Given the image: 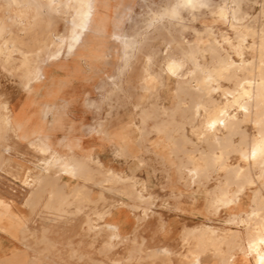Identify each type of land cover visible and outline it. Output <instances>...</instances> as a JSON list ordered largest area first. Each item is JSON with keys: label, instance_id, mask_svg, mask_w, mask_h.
Returning <instances> with one entry per match:
<instances>
[{"label": "rangeland", "instance_id": "1", "mask_svg": "<svg viewBox=\"0 0 264 264\" xmlns=\"http://www.w3.org/2000/svg\"><path fill=\"white\" fill-rule=\"evenodd\" d=\"M15 1L0 0V95H15L18 109L11 125L0 124L1 191L20 203H40L38 218L81 220L84 226L80 232L91 237V252L119 251L124 246L128 251L144 252L143 262L156 260L146 251L157 242H136L135 231L128 241L121 237L115 220L125 213L135 220L139 236L150 224L153 234L163 237L180 229L177 250L187 253L182 256L188 264L196 263L195 257L205 252L226 256L225 264H230L234 250L252 254L247 243L262 233L264 224V206L257 208L253 200L264 201V173L257 179L258 167L251 168L256 181L246 186L238 201L216 208L213 198L220 194L216 185L224 187L229 176L218 166L193 180L187 169L191 166L187 160L191 144L176 141L182 128L196 141L185 118L190 98L176 91L175 82L190 79V52L200 64L212 65V42L220 44L222 56L228 54L236 61L238 57L228 42H235L239 35L248 42L246 45L258 48L264 36V0H242L238 12L234 0H208L191 9L178 0H89L87 23L75 26L73 21L80 20L74 12L79 0ZM72 39L74 45L69 48ZM38 48L44 59L41 71L36 80L25 85L27 69L39 64L32 61ZM23 52L31 61L28 65L22 63ZM243 63H254V72L264 67L263 61L258 63L251 55ZM176 66L181 70L170 78L167 71ZM254 77L249 75L245 82H255ZM221 84L232 85L226 80ZM190 85L195 87L196 81L190 80ZM6 99L0 97V103L7 104ZM6 114L0 108V116ZM243 128L248 138L256 134L251 123ZM84 138L89 142L82 143ZM175 141L179 145H174ZM43 143L50 147L48 151L39 149ZM229 152L224 155L227 164L245 165L238 152ZM76 161L88 168L92 179L78 175L81 172L75 169ZM107 169L133 177V187L127 182L96 183L106 178ZM59 181L72 182L77 189L63 194ZM238 182L232 181L228 190L235 189ZM80 191L88 197L81 196ZM178 220L186 225L177 228ZM212 228L225 240L218 239L219 243L210 239L206 229ZM160 249L167 251L166 247ZM163 261L167 264L168 259ZM113 262L118 264L119 259Z\"/></svg>", "mask_w": 264, "mask_h": 264}, {"label": "bare ground", "instance_id": "2", "mask_svg": "<svg viewBox=\"0 0 264 264\" xmlns=\"http://www.w3.org/2000/svg\"><path fill=\"white\" fill-rule=\"evenodd\" d=\"M13 1H15V0H13ZM178 1H179L180 5H182V6H190V9H191V7L196 5V4L197 5L198 4H200V5L206 4V2L208 0H178ZM234 2H235L234 4L236 5L235 6V10L238 12L241 9V6H242L241 5L242 0H234ZM89 7H90V1L89 0H79L78 1V3L75 5L74 12L77 15L80 16V20L79 21H73L74 26L76 24H82L83 23L85 25L87 23L86 14H88ZM262 10H264V9H262ZM262 15H264V14H262ZM238 23H240V22H238ZM0 33H1V28H0ZM244 40L245 39L241 35H239L235 42H228V44L233 49V52L238 57V61L234 60L232 57H230V55H228L226 53H225L226 55L222 56L221 50H220L221 49L220 44H218L217 42H212L210 44V46H209V49H210V52L212 54L211 60L214 61V62H212L211 66L200 64L196 60L193 52H190V51L187 50L188 53L190 52L189 60H190V62L192 61V63H193V66H192L193 70H192V73H191L192 75H191L190 79L177 80V82H175V83H177L176 91L178 93L188 94L189 98H190L189 107L187 108L185 106V108L189 111V115H185V118H186L188 124L190 125V132H191L192 135L195 136L196 141L191 139L183 131V128H182L181 132L179 133L180 134V136H179L180 139L178 140V138L176 136V138H177L176 141H178L179 143H180V140L183 141L184 143H186V141H188L187 143L191 144V148L187 150V160H188L189 163H191V166L187 167V169L189 170V173H191L194 176L193 180H194L195 177H197L199 175L207 176L208 172H210L211 170L217 169L218 166H219V168L224 169L226 171V173H227L226 176H229V178L226 179V185L224 187H221L220 183H218V185H216V187L219 188V191H220V194L215 195V197L213 198V202L217 204L216 208H217L218 205L230 206L232 203H235L236 201H238L239 198H240V195L244 192L246 186L247 185H251V184H253L256 181L255 178L252 177V175L250 174L251 168L258 167L259 171L257 172L258 174L256 175L257 179L259 177H261L263 175V173H264V67H261V71L254 72L255 71V70H253L254 63H250L249 65H246L245 63H243V60L245 59V57H247V55L248 56L251 55V58H253V60L258 62V63L260 61L264 62V60L262 59L263 54H264V36H263V39L260 41V46L258 48H254V46L252 44L246 45V43H248V42L247 41L244 42ZM255 40H256V38H255ZM73 45H74V40L72 39L68 43V46H69V48H71ZM256 45H257V43H256ZM190 48H192V47H190ZM199 48L201 49L202 47L200 46ZM193 49H194V46H193ZM40 51H41V48H38L35 51L36 59L32 60V61L39 62V64L34 65L30 69H27L25 85H28L32 80H34L37 77V74L39 73V71H41V64H42L44 59L42 58V55H40ZM27 52H23L22 53L23 54L22 63L25 64V65H28L31 62L27 58ZM182 54H184V53H182ZM171 61H172V59H171ZM179 62L181 63V68H182V62L181 61H179ZM247 62H248V60H247ZM168 64L169 63H167V65ZM169 65H168V67H169ZM177 67L178 66H176V68H170V71L166 70L168 72L167 75L169 77L173 76V75H178V73L181 70V68L179 67L180 69H177ZM249 75H250L251 78H252V76H255L254 79H256V77H257V80L255 82L253 81V83H250L249 81L245 82V80L247 79V77ZM150 78H152L151 75H150ZM166 78L168 79V77H166ZM192 79H194L196 81L195 87H191V85H190V80H192ZM221 80L229 81L232 85L230 87L224 86V85L221 84ZM166 82H165V84H169V83H166ZM163 88L165 89L164 86H163ZM168 90H170V92H171V89H168ZM171 94H169V95H171ZM154 95H155V93H154ZM215 95L220 96V98H223V100H217L214 97ZM129 97H130V95H129ZM180 102H182V101H180ZM162 106H163V104H162ZM0 108H3L7 112L6 115L0 116V124L3 123V124H6V125H11L14 121H13L12 114L10 112L9 107L7 106V104L0 103ZM157 109H158V107H157ZM201 112H205V115L201 116ZM175 123H181V122H175ZM247 123H251L253 126L256 127L255 130L257 129V131L255 132L256 134H254V135L251 134L250 138H248V135H247L245 129L243 128V125L247 124ZM136 128H138V127H136ZM165 128H167V126ZM156 129L160 130V127H156ZM168 129H169L168 131H171V128H168ZM177 130H176V132H177ZM173 133H174V130H173ZM143 134H145V133H143ZM236 135L239 136V140H237V141H235V136ZM167 137L169 139V138H171V135H168ZM172 139H174L173 136H172ZM129 140H130V138H129ZM176 141H175L174 145H179L178 142H176ZM49 148L50 147L48 146V144L43 143V144H41L39 149H41L44 152V151H48ZM171 148H170V151H172ZM180 148L183 149V147H180ZM186 149L184 148V150H186ZM229 151H234L236 153L238 152L240 159L244 162L245 165H239L237 163H236V165H235V163H233L234 165L227 164L224 161V155L228 154ZM180 152H181V150H180ZM173 153L176 155L175 152H173ZM55 156H57V155H55ZM225 156H227V155H225ZM177 158H179V156H177ZM58 162H60V161H58ZM184 162L187 163L186 160H184ZM179 163L182 165L181 162H179ZM186 163H183V166H186L185 165ZM74 165H75V169H77V170H79L81 172V173H79L77 171L78 175H83L85 178L92 179V177H90V174H88V173H91V172H87V169H88L87 167L85 168L83 165L80 164V162H77V161L74 163ZM175 169H176V167H175ZM178 171H179V169H178ZM105 172H106V170H105ZM255 174L256 173H254V176H255ZM240 177H241V180H240ZM242 177H243V179H242ZM236 179L239 180V182L237 183L236 188L234 187L235 189L229 191L227 186H229L231 184V182L236 180ZM141 180H143V179H141ZM105 181L106 182H110V183L127 182V184L128 183L130 184L129 187L130 186L133 187V184H134L133 177H131L130 175L129 176L128 175H126V176L121 175V174L113 171L112 169H107L106 178L103 179V180H100V181H96V183L100 184L101 182H105ZM63 183H65V182H63ZM39 184H42V183H39ZM260 185H261V183H260ZM67 187H66V189H67ZM72 187L74 188V185ZM76 187H77V185H76ZM76 187H75V189H77ZM58 188L61 189L62 186L58 187ZM36 190H38V187H37ZM55 190H56V188L54 189V192H55L54 194H56V191H57V190L56 191ZM143 191H145V190H143ZM59 192H57V193H59ZM80 193H81V191H80ZM128 193H129V195H134V192H132V191L131 192L129 191ZM31 194H32V192H31ZM34 194L36 196L37 193H34ZM49 194H50V192H49ZM51 194H50V196L47 195V197L49 196L51 198L52 197ZM82 194L83 193H81V196L84 195L85 198L88 197L87 194H85V193L83 195ZM68 195H70V194H68ZM76 195H77V193H76ZM136 195L137 196H141V193L139 191H137ZM101 196H102V194H101ZM137 196H135V197H137ZM47 199L49 200V198H47ZM137 199H139V197ZM148 199H149V197H148ZM253 200L255 201L257 208H261L262 206H264V201L260 200L259 201L260 203H259V202H257L256 198H253ZM81 201H83V199H81ZM30 202H32V200H30ZM30 202H29V204H30ZM49 203H48V205H49ZM43 204H44V201H43ZM51 205H54V204L51 203ZM6 206H7V204L3 200H0V207L5 208L4 212L0 211V218L1 217L7 218ZM256 206H255V208H256ZM54 207H56V206H54ZM68 207H69V205H68ZM139 207H137V208H139ZM47 208H48V206H47ZM51 208H52V206H51ZM54 209H52V210H54ZM56 209H57V207H56ZM214 211H216L215 208H214ZM60 212H61V210H60ZM97 212H99V211H96V213ZM71 213H73V212H71ZM71 213L69 212V214H71ZM100 214L101 213H98L97 215L100 216ZM254 214H257V212H254ZM238 220H240V219L238 218ZM80 225H82V224H80ZM245 228H246V226H245ZM261 230H262L261 234H257L256 236L253 234V236H255V237L252 238L249 243H247L248 244L247 246H248L249 250L252 253H254L255 256H256L255 257V264H264V224H262ZM89 231H91V230H89ZM199 232H201V231H199ZM207 232L211 233L210 234V236H211L210 239L212 238L213 240H215V242H217L218 239H220V240L224 239V237L221 236V235L220 236L222 238H218L220 236L217 237V235L215 234L216 233V229L212 228V229H209V231L206 229V233ZM196 233H198V231ZM202 236H203V234H202ZM206 238H207V236H206ZM216 239H217V241H216ZM233 245H232V248L234 247ZM215 251H216V249H215ZM69 257L70 256H68V258Z\"/></svg>", "mask_w": 264, "mask_h": 264}, {"label": "crops", "instance_id": "3", "mask_svg": "<svg viewBox=\"0 0 264 264\" xmlns=\"http://www.w3.org/2000/svg\"><path fill=\"white\" fill-rule=\"evenodd\" d=\"M1 94V98H7L6 102L11 114L14 116L18 110L15 95L10 96L8 93L6 97V95H3L4 93ZM24 127H28L27 124H24ZM86 139H82L81 142H89V139ZM86 146L90 147L88 144ZM63 182H58V186H62L61 192L63 191V194L73 191L76 187V184L72 182H67V184ZM0 200L7 204V218H0V264H113L115 263L113 259H119L118 264H148L142 261L144 252L128 251L124 249V246L119 251H102L100 254L91 252V237L81 235L80 227L84 225H80L81 220L78 218H38L37 212L40 210V203L36 204L35 202V204L27 205L20 203L7 196L1 189ZM0 211L4 212L5 208L0 207ZM115 223L123 240L133 238L132 235L135 231L134 238L136 242H149L150 244L157 242L150 245V249L146 251L148 255L156 259L151 264H162L165 259H168L167 264H188L185 256H182V254L186 255L187 253L177 250L180 242V229L163 237L153 234V225L150 224L148 229L144 231L145 233L139 236V229L135 220L129 218L125 213L121 214L115 220ZM181 223L180 220L177 221V228L186 225ZM163 247L167 248L166 252L160 249ZM225 253L223 251L222 254ZM68 256L70 257L68 258ZM255 257L254 253L234 250L229 262L230 264H255ZM196 258L198 261L194 264L226 263V256H220V254L214 256L205 252L199 254ZM128 259H132V261ZM134 259L137 261H133Z\"/></svg>", "mask_w": 264, "mask_h": 264}]
</instances>
